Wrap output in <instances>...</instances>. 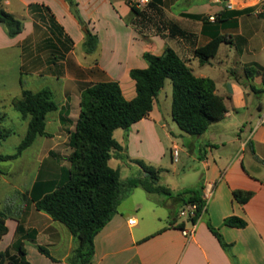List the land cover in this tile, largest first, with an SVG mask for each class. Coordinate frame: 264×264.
I'll list each match as a JSON object with an SVG mask.
<instances>
[{
	"label": "crops",
	"instance_id": "crops-1",
	"mask_svg": "<svg viewBox=\"0 0 264 264\" xmlns=\"http://www.w3.org/2000/svg\"><path fill=\"white\" fill-rule=\"evenodd\" d=\"M75 1L76 14L66 0H4L2 3L7 12L23 21V30L10 37L0 24V102L10 105L24 90H48L58 110L47 116L48 136H38L32 145L38 144L40 148L39 165L32 182L23 185L17 180L5 181L0 188V210L9 215L6 220L8 232L0 241V252L11 248L18 238V225L22 224L36 232L35 238L25 240L27 259L31 264H36L31 253L49 259L39 252L38 246L46 247L55 258L51 248L68 264L66 260L75 248L73 235L65 225L37 211L34 200L48 191L50 181H58L57 170L69 168L67 159L71 149L69 146L64 149L63 145L68 144L69 131L75 128L81 93L87 85L117 81L125 98L134 99L136 85L130 71L148 67L145 52L161 55L171 47L197 77L215 81L217 94L224 98L227 107L224 119L200 136L177 133L182 138L181 145L172 138L177 125L172 118V93L170 113L162 105L164 87L148 117L128 130L121 129L119 136L116 132L120 129L114 132L123 151L113 152L109 164L120 170L121 179L126 182L133 178L127 172L132 165L137 177L142 175L141 168L132 160H142L161 168L167 152L173 162L172 149L177 147V163L181 154L193 162L191 176L194 180L174 188L161 176V184L175 194L200 189L206 201L205 210L195 224L194 234L185 236L176 225L185 220L184 229H190L188 220L170 218L172 210L182 204L179 199L149 194L142 187L127 190L121 197L117 214L94 239L95 253L91 264H264V176L253 174L245 163L248 146L257 161L264 160L256 150V145L264 146V124H261L264 91L256 94L251 89L253 85L261 90L262 78L248 80L245 75L246 66L264 68V43L259 41L254 27L256 18L264 22L256 13L262 0H154L142 16H137L125 0ZM180 2V10L174 8ZM30 5L35 7L30 9ZM229 5L232 8L226 9ZM249 9L251 11L246 13ZM200 17L207 18L221 34L232 40L230 44L222 43L216 56L204 65L194 56V50L209 42V34L214 30L205 33ZM220 18L222 22H219ZM170 24L193 36L186 40L171 35ZM87 30L99 39L98 48L92 54H87L83 46ZM165 98L167 100L168 95ZM2 115L4 122L7 113ZM62 117L67 122H63ZM119 155L127 156V162ZM62 156H66L63 163ZM139 188L147 193V202L157 206L155 209L146 205L152 217L149 229L141 227L139 218L133 213L139 214L143 203L133 200L132 211L120 209L125 198H132ZM237 190L253 195L242 204L233 196ZM230 216L244 219L247 226L224 225V220ZM130 219H136L137 224L131 226ZM209 224L231 244L229 251L222 248ZM55 259L53 262H59Z\"/></svg>",
	"mask_w": 264,
	"mask_h": 264
},
{
	"label": "trees",
	"instance_id": "trees-1",
	"mask_svg": "<svg viewBox=\"0 0 264 264\" xmlns=\"http://www.w3.org/2000/svg\"><path fill=\"white\" fill-rule=\"evenodd\" d=\"M3 1L0 0V24L10 37H15L22 32L23 21L7 12L2 5ZM66 1L71 7L77 6L75 0ZM34 7L35 5H30L29 8ZM131 9L137 16H142V12ZM250 11L249 9L245 12ZM50 17L55 22L52 14ZM191 17L199 18L195 15ZM200 19L204 23L205 33L214 30L209 34V42L194 50V56L204 65L216 56L222 43L230 44L232 40L221 34L219 28L211 25L207 18ZM218 20L222 22V18ZM80 21L86 26L85 22ZM169 30L171 35L186 40L193 36L175 24H170ZM98 44V36L87 30L83 45L85 52L94 53ZM144 59L148 63L146 69L130 71V77L136 85V97L132 100L125 98L117 81L99 82L85 87L80 96V113L75 128L69 131L68 146L71 149L67 159L69 168L63 170L62 178L56 182L52 190L34 200L37 211L44 212L54 221L62 223L73 235L75 248L68 257L69 264H91L95 253L96 235L117 214L122 195L132 188L142 187L149 194L177 198L183 206L196 204V215L187 221L189 223H196L205 210L206 201L202 198L200 189H187L175 194L168 186L161 184V174L164 171L162 168L148 165L142 160H132L141 168L142 175L124 182L120 170L112 168L109 164L113 152L123 151V147L114 138V132L117 129L128 130L133 124L148 117L168 79L171 80L173 87L172 118L185 134L200 136L213 124L222 121L227 113L224 98L217 94L215 81L197 77L187 62L171 47H167L161 55L145 52ZM245 75L248 80L260 76L263 88L259 90L252 85L251 89L256 94L264 91L263 67L246 66ZM13 104L22 119L28 121L27 131L16 152L0 155V162L18 159L34 144L38 136H48L47 116L58 110V105L48 90L39 92L24 90L21 97L14 99ZM4 118V115L0 114V124ZM62 121L67 122L64 117ZM14 133L13 129L0 127V142ZM119 156L125 161L128 159L127 156ZM0 174H4L1 169ZM252 195V192L242 190L233 193L234 198L242 204L247 203ZM8 216L0 210V241L8 232L6 225ZM224 225L245 228L247 222L240 217L230 216L224 220ZM176 226L183 230L185 220ZM209 229L222 248L229 251L231 244L225 242L219 230L210 224ZM17 236L11 248L0 252V264H31L27 259L25 240L35 238L36 232L19 224ZM37 248L41 254L56 261L46 247ZM11 249L15 253H12Z\"/></svg>",
	"mask_w": 264,
	"mask_h": 264
},
{
	"label": "rangeland",
	"instance_id": "rangeland-1",
	"mask_svg": "<svg viewBox=\"0 0 264 264\" xmlns=\"http://www.w3.org/2000/svg\"><path fill=\"white\" fill-rule=\"evenodd\" d=\"M181 7H182V4L180 2L174 8L180 10ZM227 8L228 7H226V9ZM254 27L257 29V32L259 35V41L261 43H264V22L261 19L256 18L254 22ZM165 84L166 86L163 92L161 93V101H162L164 110L168 109V112L170 113V105H171L170 96H171V93L173 92V87H172V82L169 79L166 81ZM166 95H168L167 100L165 98ZM14 99L11 101L10 105L9 103L7 104V103L0 102V114L2 115L4 112L7 113V119L3 123L0 124V127L15 130V133L13 135H11L5 141L0 142V155H8V154L15 153L27 129L28 121L23 120L21 115L15 110L14 104H13ZM172 123L175 124L174 122ZM49 130L51 131V128H49ZM122 131L123 130L121 129L117 130L116 135L117 136L121 135ZM244 131H247V129H244ZM247 132H244V134L246 135ZM177 133H183V132H181V130L176 125L175 128L173 129L172 138H176L179 141V143L182 145V138L179 137ZM228 136L231 137L230 135ZM38 146H39L38 144L32 146V148H30L24 153L22 158H19L17 160H9V161L0 162V169L4 172V174H6V175H0V188H2V186L5 185V181L14 182V180H17L18 182H21L23 185H26V184L28 185L32 182V180L34 179L35 172H36V167L39 165V161L37 160V158L40 154V148ZM67 146L68 144L63 145L64 149H66ZM256 150L260 156H263V159H264V146L256 145ZM62 157H61V160H62L61 162L63 163L64 158H66V156H62ZM245 163H246L248 170L251 171L253 174L259 177L264 176V160L257 161L254 158L251 148L249 146L247 147L245 151ZM192 164L193 162L190 160V158L183 154H181L180 162L174 163L171 161L170 153L167 152L165 158L163 159V162L161 163V168L164 170L161 174L162 180H165L167 183H169L174 188H181L185 186L186 184L191 183L194 180L191 176V174L193 175V169L191 167ZM134 169L135 168L133 165L127 169V172L133 178L134 176L136 177L138 176L134 172ZM57 173L59 176L57 177L58 178L57 180H59V178H61L60 177L61 173L63 174L64 172L57 170ZM56 182L57 181L49 182L50 188H48L47 192L52 190ZM146 197H147V193L142 188H139L138 192H136V194L132 198H127V197L125 198L120 209L129 208V210L132 211L133 210V207H132L133 200L139 203H143L144 205L140 213L139 214H136L135 212L133 213L135 214L134 216L139 218L141 227L149 229L151 227L150 219H152V217H150L151 213L147 209L148 207L146 205L150 207H154L155 209H157V206H155L154 204L150 202H147ZM183 209H185V206H183V204H180L179 206H177L176 209L172 210L170 214L171 215L170 218L177 219L178 221L182 220V218L178 217L177 215L180 214ZM158 211L163 212L164 210L158 209ZM142 217H144V219H141ZM50 250L53 256L59 259V262H53L49 259L45 260L43 258H39V256H35L33 253H31V258L35 260L36 264H66L61 259V257H58V254L54 252V250H52L51 248ZM11 251L12 253H15L13 249H11ZM66 261L68 263V258Z\"/></svg>",
	"mask_w": 264,
	"mask_h": 264
},
{
	"label": "built area",
	"instance_id": "built-area-1",
	"mask_svg": "<svg viewBox=\"0 0 264 264\" xmlns=\"http://www.w3.org/2000/svg\"><path fill=\"white\" fill-rule=\"evenodd\" d=\"M127 4L131 7L136 9L139 12H145L150 5L153 3L154 0H125ZM228 8H232V5H229ZM257 15H259L264 20V0H262L256 9ZM211 20H214V18H210ZM261 124H264V117L261 119ZM172 160L173 162L177 163L179 160V149L177 147H174L172 149ZM197 211V205L196 204H188L185 206V209H183L180 213V217L185 218L186 220L191 219L192 217H195ZM129 224L131 226H135L137 224L136 219H130ZM195 224L196 223H190L191 228L190 229H183L182 232L185 236L191 237L195 232Z\"/></svg>",
	"mask_w": 264,
	"mask_h": 264
},
{
	"label": "water",
	"instance_id": "water-1",
	"mask_svg": "<svg viewBox=\"0 0 264 264\" xmlns=\"http://www.w3.org/2000/svg\"><path fill=\"white\" fill-rule=\"evenodd\" d=\"M71 11L74 13V14H76V9L73 7L72 9H71ZM86 30V29H85Z\"/></svg>",
	"mask_w": 264,
	"mask_h": 264
}]
</instances>
